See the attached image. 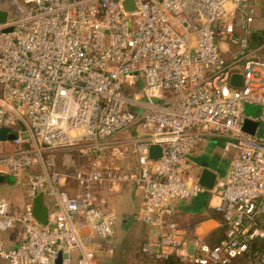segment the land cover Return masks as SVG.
Returning <instances> with one entry per match:
<instances>
[{"label":"built area","instance_id":"obj_1","mask_svg":"<svg viewBox=\"0 0 264 264\" xmlns=\"http://www.w3.org/2000/svg\"><path fill=\"white\" fill-rule=\"evenodd\" d=\"M123 1L7 0L0 8V174L25 186L21 209L0 199V260L56 264L61 254L69 264L77 250L76 264H98L93 242L117 222L103 192L129 183L139 191L137 216L157 230L142 254L264 264V248L251 249L264 242V59L248 51L258 0H134L132 11ZM232 73L242 74L239 87ZM246 120L257 122L252 133ZM211 136L224 138L230 156L206 189L190 156ZM39 192L45 225L32 213ZM204 193L225 226L214 246L168 218L173 202ZM14 227L22 237L8 246L1 234Z\"/></svg>","mask_w":264,"mask_h":264},{"label":"crops","instance_id":"obj_2","mask_svg":"<svg viewBox=\"0 0 264 264\" xmlns=\"http://www.w3.org/2000/svg\"><path fill=\"white\" fill-rule=\"evenodd\" d=\"M7 0H0V8L3 9L7 6ZM133 132V130L131 131ZM224 138L211 136L208 137L204 142L200 144L197 150L194 152L193 155L190 156L191 161V169L190 172L194 176L198 177L202 165L200 161L203 163H207L210 165L209 167L213 168L214 170L219 171L217 182L225 175L228 162L227 157L224 153ZM230 156V152H229ZM199 160V161H197ZM128 163H132L134 161L132 156H129L126 160ZM223 173V174H222ZM5 179L0 182V199H5L9 201L15 209H21L25 202V186L18 184L14 181L11 174H5ZM12 179V181H11ZM106 206L108 208L114 209L117 215V222L116 225L119 229L126 230L130 224L133 226L137 224L140 228L134 226L131 228L132 233L139 234V241L143 240L144 238L154 237L157 234V230L155 228L149 227L148 225L144 224L141 219L137 216V209L139 204V191L136 186H133L129 183H123L118 186H114L111 189H107L103 192ZM197 209L194 211H180L177 214H174L173 218L177 225L184 235L189 237L197 238L206 242L205 237L206 235L220 227L221 225V217L220 214L217 213L213 207L216 199H210L209 195L204 193L196 197L195 199ZM190 202V200H188ZM174 206L179 204L178 201L172 203ZM196 220H195V219ZM143 224V225H142ZM115 225V226H116ZM196 227V235H191L187 232L188 229ZM115 229V227H114ZM136 229V230H135ZM143 230V231H142ZM142 231V232H141ZM1 237L5 241L8 246H13L20 241L22 237V231L20 227H14L7 231L2 232ZM144 237V238H143ZM108 240V239H107ZM97 244V243H96ZM93 244V251L96 256V260H103L104 258L107 259L108 264H114L113 261V252H108L109 244ZM78 255V251H72L70 255V263L69 264H76V257ZM98 262V261H97ZM0 264H6L5 261L0 260Z\"/></svg>","mask_w":264,"mask_h":264},{"label":"rangeland","instance_id":"obj_3","mask_svg":"<svg viewBox=\"0 0 264 264\" xmlns=\"http://www.w3.org/2000/svg\"><path fill=\"white\" fill-rule=\"evenodd\" d=\"M248 51H251L253 53V57L264 59V2L262 3L259 2L256 6V14L254 17V21L251 24V36L249 38ZM259 110L260 108L258 105L249 104V103L246 104L244 108V112L247 115L250 114L253 116L258 115ZM224 153L227 157L226 160L228 162L229 160L228 150H224ZM138 223L134 225L136 229L138 227L140 228L139 225L137 226ZM134 226L130 224V226H128L126 230H122V229H119L116 225L115 229H113V232L111 236L108 238V240L107 239L104 240L103 242L104 245L109 244V249L107 251L113 252L114 258H113L112 263L114 264H148L149 261L145 260V256L142 255L141 247H142V244L147 239L152 238V237H148L147 239L143 237L144 239L139 241L140 231L138 232L137 235L132 233L131 228H133ZM149 227L155 228L154 226H149ZM196 227L197 225L194 228H192L193 231L191 229H188L187 232H189L191 235H196V231H195ZM97 261H98V264H108L107 259L105 258L103 260L99 258V260Z\"/></svg>","mask_w":264,"mask_h":264},{"label":"water","instance_id":"obj_4","mask_svg":"<svg viewBox=\"0 0 264 264\" xmlns=\"http://www.w3.org/2000/svg\"><path fill=\"white\" fill-rule=\"evenodd\" d=\"M123 6L129 10L132 11L134 9V0H124ZM5 12L0 10V22H3L5 20ZM229 82L232 86L239 87L242 82V74L241 73H232L229 79ZM248 103L244 104L245 105ZM249 124H251V128H249ZM257 125V122H251L249 120H246L243 128L247 130L248 132L252 133L254 131V127ZM7 129L6 128H0V139L5 138V133ZM13 135L9 136L12 137ZM149 156L150 158H158L160 156V148L157 145H151L149 149ZM199 161V160H197ZM200 164L202 165V168L200 170V173L197 177V182L204 186L206 189H212L214 185L217 182L219 171L214 170L213 168L209 167L207 163H203L200 161ZM223 174V173H222ZM5 179V176L3 174H0V182ZM32 213L37 222L40 225H45L48 220V213H47V205L44 201V196L42 192H39L32 201ZM62 262V255L60 254L56 259V264H61Z\"/></svg>","mask_w":264,"mask_h":264},{"label":"trees","instance_id":"obj_5","mask_svg":"<svg viewBox=\"0 0 264 264\" xmlns=\"http://www.w3.org/2000/svg\"><path fill=\"white\" fill-rule=\"evenodd\" d=\"M259 2H264V0H258L256 2V6ZM198 197V196H197ZM196 197L192 198V199H189L190 202H188V200H181V201H178L179 204H176L174 206V204L171 206L172 208V213L168 216L169 219H173V215L174 214H177V212H180V211H194L197 209V206H199V203L198 205L196 204L197 201H195ZM201 207V206H199ZM221 217V216H220ZM222 220V219H221ZM223 237H225V226L222 224L221 222V225L220 227L210 231L206 237H205V240H206V243H208L210 246H214L216 245L220 239H222ZM104 240H100V239H97L93 242V244H96V245H100V244H103ZM263 249L264 248V242L263 241H259V242H252L251 243V249ZM144 255V254H142ZM145 256V260H148V264H196V263H186V262H183L181 261L178 257L174 256L173 254L167 256L166 258H163V259H155L153 257H150V256ZM247 257V254L244 255L243 258H246ZM242 260V258H237L235 260V262H237L238 264H240V261Z\"/></svg>","mask_w":264,"mask_h":264}]
</instances>
